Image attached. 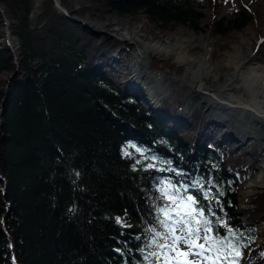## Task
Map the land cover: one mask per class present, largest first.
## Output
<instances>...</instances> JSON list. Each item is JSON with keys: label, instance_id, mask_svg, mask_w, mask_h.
<instances>
[{"label": "trees", "instance_id": "obj_1", "mask_svg": "<svg viewBox=\"0 0 264 264\" xmlns=\"http://www.w3.org/2000/svg\"><path fill=\"white\" fill-rule=\"evenodd\" d=\"M203 1L213 0H89L88 8L144 13L162 27H209L216 35L254 18L239 5L208 19ZM35 2L0 0L20 44L17 56L0 10V264H180L184 255L159 246L169 231L161 221L171 225L188 213L200 221L191 225L201 229L192 240L204 245L207 263L264 264V187L247 208L240 193V170L256 169L257 145L238 153L207 139L214 126L200 107L184 119L178 100L152 110L103 63L105 43H90L54 0L33 16ZM160 62L153 57L151 72Z\"/></svg>", "mask_w": 264, "mask_h": 264}, {"label": "rangeland", "instance_id": "obj_2", "mask_svg": "<svg viewBox=\"0 0 264 264\" xmlns=\"http://www.w3.org/2000/svg\"><path fill=\"white\" fill-rule=\"evenodd\" d=\"M37 1L38 0H36L35 2V6ZM44 1L46 2V0ZM71 1L76 4V7H79V11L71 13L69 12L71 15V17H69L70 24L80 30L83 29L88 31L90 43H105L107 45V58L103 61V63H106L108 69L114 72L115 77L118 81H121L123 87L127 88L128 86H131L130 84H128V79H139L134 85L138 88L143 86L145 88L144 91H146V95L152 98V101L150 100L151 102L146 101L145 98H143V101L147 102V106L152 105L157 107L161 105L165 99H168L171 102H175L174 100H178L180 102L179 106L177 107V111L179 112V119H184L183 114H190L193 108L200 107L203 109L202 119L204 117L205 121H208L214 126L211 127L213 134L212 137L209 138L210 140L219 137L221 146L225 148L227 147L231 150H236V152L238 153L243 151L244 149H247L248 147L250 148L251 145H257L259 156L255 158L256 169L240 170L242 176L240 191L241 206L247 208L249 206L248 199L252 196V194L257 192L264 186L263 183V185L255 188L252 193H249V189L247 187L248 184L254 181V179L256 178L255 176L261 170V165L264 160V127L259 125L256 116L252 115L250 113L251 111L249 110L243 109L242 112V108L238 106H232L228 104L225 105L222 103H215L216 105L214 107L212 106L210 110H207L209 104L204 103L203 99L198 98L197 95H193L191 97L194 104H187V96L192 92V83L195 80L194 68H196L197 66V61L178 60L176 58V53L168 54L151 52L146 58L144 68L145 75L139 76L138 70L132 71V68L137 69V67H135L137 65L134 63V53L138 49V46L141 44L137 41L129 39L118 41L115 39L113 33H115L114 30L121 31L119 27L121 25L123 26L124 24L122 23V21H125L124 23H127L131 26L134 25V23H137L138 27L142 29L143 33L149 31L150 33H152V35L167 38L170 41V44L176 46L187 44L190 52L195 56H199L202 59L206 56L209 57L208 69L210 71L205 72V79L210 86L232 88L236 84L242 83V80H244L241 72L236 70L235 65L230 60V54L234 53L236 49H239L243 55L251 56L250 61H252L254 64L264 63V0H213L212 4L203 1V3L205 4V12L208 19L214 13H216L217 16L230 14L231 8L238 7L239 5H245L253 13L254 18L252 20V23L248 27L244 28L241 31L233 30L227 35H216L209 27H205V29L200 31H196L186 25H176L174 28L162 27L156 23L151 22L144 13H141L140 15L120 14L116 10H113L111 8L105 11H91L88 8L89 0ZM80 1H85V4L87 6L83 7L80 4ZM0 6L2 5L0 4ZM35 6L33 11L35 10ZM3 9L4 13L6 14L4 7ZM6 16L8 17L7 14ZM104 25L106 27H103ZM4 38H6V35ZM11 39V44L16 50L17 56H19L20 53L18 52L20 50L17 49L20 45L19 40L16 36L13 37V35ZM154 56L155 58L161 59V62L159 63L160 67L159 69H156V71L150 72L148 67ZM167 59H172V61L176 63L184 64V70L174 71L170 69L169 66H166L164 64L165 60ZM160 73H163L164 77L154 82L150 74ZM6 75L7 74H5V76ZM230 76L231 78H229ZM135 86L129 87V89H127L129 91L130 89L134 91L133 88H136ZM165 86L169 87L171 91L163 93L164 95L162 97L158 96L160 92L159 90L157 91V88L159 87L158 89L164 91L162 87ZM223 94L227 95L228 93L226 91H223ZM155 99L157 101H153ZM174 105H176V103H174ZM164 116H166L167 120L170 123L175 122L174 120L176 118H173L172 116L167 114ZM229 122L236 123L237 128L234 129V132L231 128H229ZM207 126H209V124ZM184 128L188 129L189 133L192 134L191 125L186 124ZM250 129L253 131L256 129L260 132L259 134H256L255 131L254 133H252L253 135H257V138L253 136H250L249 138V135L243 136L242 132L239 131L245 130L246 132ZM198 131L195 134L196 136H198L199 134ZM227 132L232 134L228 135L225 139L221 138L223 134H226ZM223 141L225 142L222 143ZM247 151H249V149ZM176 219L177 218L174 217L173 221H175ZM261 226L262 224H260V227ZM175 227L177 235H187V227H185L184 224H176ZM261 229L259 230L262 231L264 237V226ZM179 246L182 250H184L185 253H188L190 251L200 252L197 247H195L194 249H190L189 246L183 241L179 243ZM186 261L191 262V264H207L203 261L202 254L187 255L184 262H182L181 264H185Z\"/></svg>", "mask_w": 264, "mask_h": 264}, {"label": "bare ground", "instance_id": "obj_3", "mask_svg": "<svg viewBox=\"0 0 264 264\" xmlns=\"http://www.w3.org/2000/svg\"><path fill=\"white\" fill-rule=\"evenodd\" d=\"M44 0H38L35 6V12L39 13L42 9ZM119 29L121 31H115L113 33L116 40H134L139 42L141 45L138 46V49L134 53L135 61L137 65L138 75H145L144 68L146 58L151 52H160V53H176V58L183 61H197V66L194 68V77L195 80L192 83V92L187 96V104H194L192 102V96L197 95L198 98L203 99L204 103H208L209 107L207 110H210L212 106L214 107L215 103L222 104H233L243 109L251 111L250 113L256 116L257 121L260 126L264 127V63L254 64L250 61L251 56L243 55L239 49L232 54H230V60L235 65L236 70L240 71L244 80L242 83H238L232 88H226L222 86H210L206 81L205 72L210 71L208 69L209 57L201 58L192 54L188 48L187 44H182L181 46H176L170 44V41L167 38L158 37L152 35V33L142 32V29L138 27L137 23L134 25H129L124 23ZM103 27H106L105 25ZM105 29V28H102ZM144 30V29H143ZM107 31V30H106ZM151 34V35H150ZM114 39V38H113ZM117 42V41H116ZM138 45V44H137ZM193 70V69H192ZM154 82L158 79L164 77L163 73L160 74H150ZM231 78V76L229 77ZM231 81V80H230ZM229 81V82H230ZM153 84V83H152ZM159 88V87H158ZM159 90L160 94L158 96L162 97L167 91L170 92L169 87H162L164 91ZM154 89V88H153ZM223 91H226L228 94L224 95ZM195 93V94H194ZM169 94V93H168ZM196 101V100H195ZM196 103V102H195ZM223 106V105H222ZM229 111V110H228ZM228 119V118H227ZM235 120V119H234ZM223 121V120H222ZM230 123V122H229ZM246 123V122H245ZM232 125V127H231ZM229 128L234 132L237 128L236 123H230ZM242 132L243 136L256 137L252 133L259 134L258 130H247ZM229 135L232 133H228ZM234 134V133H233ZM212 137L209 136V138ZM227 135L223 138L225 139ZM251 137V138H253ZM223 141L222 143H224ZM264 143V139H263ZM254 181L248 184L249 193L255 190V188L263 185L264 183V160L261 165V170L255 176Z\"/></svg>", "mask_w": 264, "mask_h": 264}, {"label": "snow or ice", "instance_id": "obj_4", "mask_svg": "<svg viewBox=\"0 0 264 264\" xmlns=\"http://www.w3.org/2000/svg\"><path fill=\"white\" fill-rule=\"evenodd\" d=\"M169 185H166L163 189H162V192L164 195H168V189H169ZM178 191V190H177ZM187 199V202L189 204H195V200L193 199V197L191 195H188L186 197ZM162 212H164V209H161ZM166 216L168 215L167 212L164 213ZM199 216L203 217L204 213H203V210H201L199 213H198ZM195 222L196 224H199L200 221H197L196 220V216L195 215H192L191 213H188L186 216H181L178 214V218L173 222V224H168L166 221H161L162 224H164V226L166 228L169 229L168 233L164 235L163 239L165 240L166 243L164 244H160L159 246L161 248H164V247H169L170 250H175L177 251V254L178 255H184V256H187V255H201L202 252H194V251H190L188 253H180L179 250L177 249V245L183 241L185 244H187L189 246L190 249H194L195 247H197V245H195L194 241L192 240V237L193 236H196L197 239H199V233L201 231V229L199 227H191L192 223ZM176 224H184V225H189V227L187 228V235L186 236H179V235H176L175 234V225ZM210 224V221H208L207 219L203 220V225H204V232L205 233H209L211 232V228L208 227V225ZM183 231V229H182ZM157 236H161L160 233H157ZM211 237H209L208 235H205L204 236V240H205V243L209 245V248L212 247V242H211ZM171 241V244L168 245L167 244V241ZM156 241H154L155 243ZM230 246V245H229ZM201 250H204V245L201 244L198 246ZM236 255H239V252H236ZM185 264H191V262H185Z\"/></svg>", "mask_w": 264, "mask_h": 264}, {"label": "water", "instance_id": "obj_5", "mask_svg": "<svg viewBox=\"0 0 264 264\" xmlns=\"http://www.w3.org/2000/svg\"><path fill=\"white\" fill-rule=\"evenodd\" d=\"M54 2H55V5L58 7V8H60L61 10H63L64 12H66L67 13V15L69 16V17H71V15H70V13H69V11H68V9L64 6V4L62 3V1L61 0H54ZM44 6H45V1L43 2V5H42V9H41V11L43 10V8H44ZM0 10L3 12V14H4V17H5V26H4V28H5V31H6V40L11 44L12 43V39H11V37H12V31H11V27H10V19L6 16V14L4 13V9H3V7L2 6H0ZM36 14H38V13H36L35 12V10L33 11V15H36ZM18 53H20V51L18 52ZM18 63H20V59L18 58ZM149 68V67H148ZM136 71H137V69H136ZM8 87V86H7ZM228 105H232V106H234L233 104H228ZM226 135L228 136L229 134H228V132L226 133ZM264 187V186H263Z\"/></svg>", "mask_w": 264, "mask_h": 264}]
</instances>
